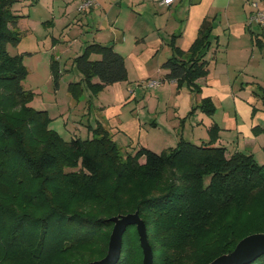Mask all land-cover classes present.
<instances>
[{
    "label": "trees",
    "instance_id": "obj_1",
    "mask_svg": "<svg viewBox=\"0 0 264 264\" xmlns=\"http://www.w3.org/2000/svg\"><path fill=\"white\" fill-rule=\"evenodd\" d=\"M18 1L0 0V264H85L103 258L111 218L136 211L147 227L153 264H208L244 237L264 233V163L253 154L228 157L225 147L181 139L169 152L143 146L124 157L100 122L90 127L93 137L87 139L65 140L49 128L48 111L30 104L23 56L7 48L22 38L17 29L22 15L13 9ZM213 31L214 19L206 16L188 51L177 44L182 31L171 35L173 55L162 64L167 79L201 91L197 81L209 71ZM74 64L83 75L69 84L77 99L83 83L98 94L128 78L125 58L113 45L90 43ZM51 70L58 86L61 71L54 58ZM202 101L212 114L210 98ZM253 130L264 133V125ZM143 257L137 227L131 225L117 264H142ZM248 264H264V255Z\"/></svg>",
    "mask_w": 264,
    "mask_h": 264
},
{
    "label": "rangeland",
    "instance_id": "obj_2",
    "mask_svg": "<svg viewBox=\"0 0 264 264\" xmlns=\"http://www.w3.org/2000/svg\"><path fill=\"white\" fill-rule=\"evenodd\" d=\"M75 1L40 0L30 5V0H19L13 6L15 12L29 16L22 17L19 23L18 31L22 35L19 44H8L7 48L12 54L23 56L28 69L23 84L33 92L30 104L48 111L49 128L65 140L75 136L87 139L93 137L90 127L100 122L121 147L124 157L135 154L143 146L158 153L169 152L181 139H186L198 145L210 142L225 147L228 157L238 151L253 154L259 164L264 163L261 142L264 139L249 140L264 134H255L253 130L256 125H264V25L251 20L258 10L264 11V0L204 1L203 8L209 9L207 15L214 19L213 44L206 55L208 68L211 67L206 75L209 84L206 91H194L185 82L180 84L166 78L167 70L162 64L172 51L169 45L172 29L166 28L161 30L165 44L147 64L150 75L140 76L135 64L128 60V78L121 83L123 93L131 98L126 101L117 99L112 86L94 94L83 83L78 99L69 90L71 82L83 78L74 58L83 51L82 45L94 38L88 21L92 25L91 16L95 14L76 19L75 14H70ZM126 2L123 0V8ZM188 3L189 0H178L168 8L158 1L145 0L146 9L157 12L176 9L172 16L175 20L186 15L184 9H188ZM104 6L108 9L110 3ZM97 9L103 17L106 15L102 8ZM61 15L67 17L66 23L60 21ZM47 20L53 24H46ZM139 24L145 34L146 29L153 27V19L142 13L137 24L128 28V43L134 45L137 41L134 37ZM53 58L59 61L61 71L58 86L51 70ZM151 80L160 84L152 87ZM205 92L210 95L206 96ZM204 98H210L214 106L212 114L201 107ZM214 124L218 127L212 132L210 128ZM138 162L144 164V158Z\"/></svg>",
    "mask_w": 264,
    "mask_h": 264
},
{
    "label": "crops",
    "instance_id": "obj_3",
    "mask_svg": "<svg viewBox=\"0 0 264 264\" xmlns=\"http://www.w3.org/2000/svg\"><path fill=\"white\" fill-rule=\"evenodd\" d=\"M83 1L85 0H76L74 2L73 11L70 12V14L71 13L75 14L76 19L78 20L80 18H83V16H87L88 14H90L89 16H91L92 13L95 14V16L93 15L91 16V19H93L92 25L88 21V23L91 26L89 32L94 31V38L90 42H87L85 46L84 44L82 45V47H84L83 51L88 44L94 43V42H98L101 44H107V45H113L114 49L124 56L127 70H128L127 62L128 60H130L131 62L135 64V67L137 68V71L139 72L140 76L150 75V71L147 67V64L154 58V56L157 53H159V51L165 44L164 38L161 36L162 29L171 28L172 32L170 36L173 33L182 31V35L180 38H178L177 43L180 42L179 47L182 50L188 51L198 35L199 27L203 19L206 16H208L207 14L209 11V9L203 8L205 0H189L188 9H184V13H186V15L181 18L177 17L175 20V19H172V16H174L176 9H173V10L168 9V11H163V12H157L151 9H146L145 0H127L126 4L124 5V8L122 7L123 0H112L108 2L110 3V8L107 6L108 4L107 0H101V2L97 0V3L93 7L88 8L83 11H78V7L81 5ZM154 1H157V0H154ZM181 1L183 0H180V2ZM31 2L32 0H30V5H33L34 3L31 4ZM39 2L40 0H38L36 4ZM104 3L108 7V9L104 6ZM173 5L174 3L171 6H168V8H171ZM98 7L102 8L101 10L105 11L106 15L104 17L102 16L103 15L102 13H99L97 11ZM131 11L136 12L137 15H134L133 12ZM142 13L148 14V16L152 17L153 27L146 29V33L143 34L142 32L143 29L139 24L137 27L139 29V32H136L135 37H134L135 40L137 41L133 45V42L131 41H129L128 43L126 39V35L130 27L132 25L137 24L138 19L140 18V15ZM18 14L22 15V17L29 16V14L24 15L21 12H18ZM178 14H181V12H179ZM98 17H101V20H99ZM21 18L18 21L17 29L19 27ZM60 21L62 23L63 22L66 23L67 17H64L63 15H61ZM46 22H50L51 24H53L52 20H47L45 21V23ZM131 22H132V25L128 24ZM119 23L121 26H116V24H119ZM46 24H49V23H46ZM127 24L130 26H127ZM55 43L56 42L54 41L53 48L55 47ZM171 55H172V51H171V54H169V57H171ZM94 56H96L97 58H94ZM92 58L98 59L100 58V55L93 54ZM208 69L210 72L211 67ZM96 79L97 78H95V80ZM162 79L164 80V78ZM207 81L208 80L206 79V76L203 78H199L197 81L198 84L201 86L202 92L206 91L205 88L209 86ZM203 82H205V85L203 84ZM121 83L122 82L114 83L112 85H109L107 88H111V86L113 87V93L117 97V99L118 97L122 99V101L131 99L130 97H126V95L123 93V85H121ZM212 84H213V81H212ZM205 95L209 96L210 94L205 92ZM154 124L157 125L158 123H154ZM260 137L264 139V134H260L259 136H254L252 138H249V140H253V138L254 139L257 138V140H260ZM261 142L264 145V140Z\"/></svg>",
    "mask_w": 264,
    "mask_h": 264
},
{
    "label": "water",
    "instance_id": "obj_4",
    "mask_svg": "<svg viewBox=\"0 0 264 264\" xmlns=\"http://www.w3.org/2000/svg\"><path fill=\"white\" fill-rule=\"evenodd\" d=\"M111 220L114 226L107 254L86 264H117L122 253L124 233L131 225H136L139 234L144 254L142 264H153V250L148 239L147 227L139 212L114 216ZM261 255H264V233H254L239 241L232 252L223 254L208 264H248Z\"/></svg>",
    "mask_w": 264,
    "mask_h": 264
},
{
    "label": "built area",
    "instance_id": "obj_5",
    "mask_svg": "<svg viewBox=\"0 0 264 264\" xmlns=\"http://www.w3.org/2000/svg\"><path fill=\"white\" fill-rule=\"evenodd\" d=\"M158 3L162 6H171L176 0H157ZM97 3V0H85L81 3V5L78 7V11H83L88 8L93 7ZM256 20L261 25H264V11L258 10V12L251 17V20ZM160 84V81L158 80H151L149 85L150 86H157Z\"/></svg>",
    "mask_w": 264,
    "mask_h": 264
}]
</instances>
